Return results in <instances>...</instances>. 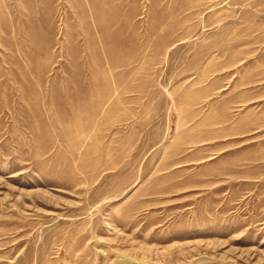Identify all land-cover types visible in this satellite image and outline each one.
<instances>
[{
    "label": "rangeland",
    "instance_id": "rangeland-1",
    "mask_svg": "<svg viewBox=\"0 0 264 264\" xmlns=\"http://www.w3.org/2000/svg\"><path fill=\"white\" fill-rule=\"evenodd\" d=\"M0 264H264V0H0Z\"/></svg>",
    "mask_w": 264,
    "mask_h": 264
}]
</instances>
